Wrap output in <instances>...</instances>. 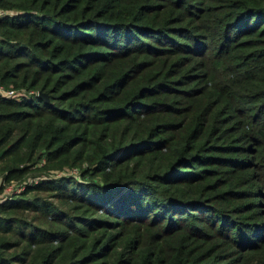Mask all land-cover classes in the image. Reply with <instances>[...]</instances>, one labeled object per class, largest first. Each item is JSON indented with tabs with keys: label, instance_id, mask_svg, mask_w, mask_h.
Wrapping results in <instances>:
<instances>
[{
	"label": "trees",
	"instance_id": "1",
	"mask_svg": "<svg viewBox=\"0 0 264 264\" xmlns=\"http://www.w3.org/2000/svg\"><path fill=\"white\" fill-rule=\"evenodd\" d=\"M0 10V264H264V0Z\"/></svg>",
	"mask_w": 264,
	"mask_h": 264
},
{
	"label": "rangeland",
	"instance_id": "2",
	"mask_svg": "<svg viewBox=\"0 0 264 264\" xmlns=\"http://www.w3.org/2000/svg\"><path fill=\"white\" fill-rule=\"evenodd\" d=\"M75 168V169H74ZM71 168L68 165H63L62 167H56V168H50L45 172H39V171H30V173L28 174V176L26 177L27 179H29V181H34L40 178V175H42V173L48 174L47 176L49 177H54L57 176L58 174H70V173H76L78 174V169L76 167ZM73 171V172H72ZM10 184V182H6V184ZM15 183V184H13ZM13 183H11L12 187H15V185H17V183H19V180H15ZM9 184L7 186H9ZM10 192H3V190H0V197L2 194V197H4L5 195H7ZM10 195V194H9Z\"/></svg>",
	"mask_w": 264,
	"mask_h": 264
},
{
	"label": "built area",
	"instance_id": "3",
	"mask_svg": "<svg viewBox=\"0 0 264 264\" xmlns=\"http://www.w3.org/2000/svg\"><path fill=\"white\" fill-rule=\"evenodd\" d=\"M0 12H2V11L0 10ZM0 91L1 92L3 91L4 93H6L8 95H15V96H17V95H20L22 93H30V92H33L34 90L26 91L23 88L22 89H18V88H14V87L4 88L3 86L0 85ZM35 92H37V91H35ZM14 181H15L14 179H11L9 181L10 184L8 183L9 186H7L8 184H6V183L4 184L3 192L4 191L5 192H10L7 195L12 194L14 192H18V191L22 190L24 188V186H25V183L24 182H19V183H17V185H15V187H12L11 183H13ZM13 184H15V183H13ZM7 195H5L4 197H6ZM4 197H2V194H1V197L0 198H4Z\"/></svg>",
	"mask_w": 264,
	"mask_h": 264
},
{
	"label": "water",
	"instance_id": "4",
	"mask_svg": "<svg viewBox=\"0 0 264 264\" xmlns=\"http://www.w3.org/2000/svg\"><path fill=\"white\" fill-rule=\"evenodd\" d=\"M39 94H40L41 96H45V97H47V93H46V92H43L42 90H39ZM1 152H2V151H0V154H1Z\"/></svg>",
	"mask_w": 264,
	"mask_h": 264
}]
</instances>
